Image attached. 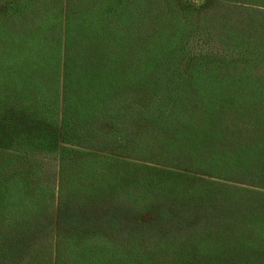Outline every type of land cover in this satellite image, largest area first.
Wrapping results in <instances>:
<instances>
[{"label":"trees","instance_id":"obj_1","mask_svg":"<svg viewBox=\"0 0 264 264\" xmlns=\"http://www.w3.org/2000/svg\"><path fill=\"white\" fill-rule=\"evenodd\" d=\"M173 2L0 0V264H264V0Z\"/></svg>","mask_w":264,"mask_h":264},{"label":"rangeland","instance_id":"obj_2","mask_svg":"<svg viewBox=\"0 0 264 264\" xmlns=\"http://www.w3.org/2000/svg\"><path fill=\"white\" fill-rule=\"evenodd\" d=\"M174 4L180 6V7H188L190 9L189 15L183 17V21H188L190 20V29H192L193 34L195 33V31L198 29V27L196 26V22L201 20L203 24L205 25H210L211 27H213V21L216 18L217 20H221L223 21L224 19V15L220 16L219 14H224L226 9H223L224 7L220 4H216V0H173ZM231 10V9H230ZM232 13L234 14V16L238 15V10L233 8L232 9ZM240 12L242 14H244L243 16L247 15L249 13V11H246L244 9L240 10ZM240 14V13H239ZM182 15V14H181ZM199 27H200V23H199ZM219 29V28H218ZM224 37V39H226L229 37H233L232 34L230 33H226ZM238 38V37H236ZM200 39L202 40V43H205V45H203V47L201 48L202 50L200 51V47H195L194 52L197 51V53H195V55H190L187 54V57L185 58V62H184V69L185 72H187V70H189V68L192 67L193 62L195 63L196 59L198 58V60H200L201 65H203L205 68H209L211 72H217L216 70H219L221 67H224L231 71H236V73L241 72L242 71V66L244 65V62L240 61L239 59H229L230 61L227 63H223L225 61V56L229 55L228 54V49H224L222 51H220L219 48L214 47L213 45H209V42L207 39H204L202 37H200ZM235 55H230L229 58L234 57ZM242 59V58H241ZM255 65V64H254ZM194 68V65H193ZM252 71V73L256 72V68H250V71ZM237 74H230V77H235ZM50 161L52 162L49 165V168L55 167V159H50ZM53 170H50V172H48V177L51 179H53ZM214 179V177L212 178Z\"/></svg>","mask_w":264,"mask_h":264}]
</instances>
